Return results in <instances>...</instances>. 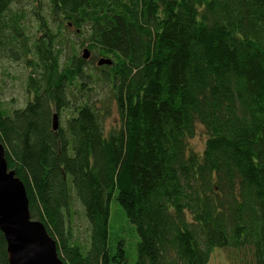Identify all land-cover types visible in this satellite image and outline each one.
I'll return each mask as SVG.
<instances>
[{"label": "trees", "instance_id": "trees-1", "mask_svg": "<svg viewBox=\"0 0 264 264\" xmlns=\"http://www.w3.org/2000/svg\"><path fill=\"white\" fill-rule=\"evenodd\" d=\"M16 1L0 0V58L24 64L31 98L0 105V143L63 264H127L122 241L109 250L113 197L138 235L133 264H209L217 250L264 264V0H46L39 35ZM51 23L72 27L90 61H62ZM99 83L116 110L108 129L109 104L91 100ZM54 113L67 115L56 129Z\"/></svg>", "mask_w": 264, "mask_h": 264}, {"label": "rangeland", "instance_id": "rangeland-1", "mask_svg": "<svg viewBox=\"0 0 264 264\" xmlns=\"http://www.w3.org/2000/svg\"><path fill=\"white\" fill-rule=\"evenodd\" d=\"M13 9H19L24 13V24L33 35H39L38 14L47 12L46 0H17L13 4ZM51 27L58 33L57 46L62 49L63 54L61 60L72 54L81 55L86 43L81 45L82 39L74 33L72 27L59 28L55 23H51ZM59 30V31H58ZM90 61V57L87 59ZM97 58L91 62L86 68L88 71L96 65ZM92 72H95L94 70ZM27 69L22 62L0 58V105L7 112H12L16 108H22L26 101L31 98L26 91L25 80ZM108 87L102 83L96 85L92 91L91 100L98 106L104 107L109 104L110 116L105 120L106 129L116 124V110L114 104L108 99ZM105 99V100H104ZM105 101V102H103ZM103 102V103H102ZM67 115L62 114L58 117V123L64 124ZM116 121V122H115ZM206 140V133L202 125L196 124L194 135L189 138V147L198 153L202 152ZM71 233L75 242L84 244L87 240V222L83 214L80 203L73 200L72 216L69 221ZM123 242V248L126 254V263L133 264L136 259V246L138 235L135 226L128 220L124 209L119 205L118 201L113 197L110 201L109 216V237L108 245L111 252H115L117 243ZM262 251V248L260 249ZM264 257L261 258L263 260ZM209 264H228L223 250L214 252Z\"/></svg>", "mask_w": 264, "mask_h": 264}, {"label": "water", "instance_id": "water-1", "mask_svg": "<svg viewBox=\"0 0 264 264\" xmlns=\"http://www.w3.org/2000/svg\"><path fill=\"white\" fill-rule=\"evenodd\" d=\"M90 52L83 49L82 58ZM111 60L101 57L97 65H109ZM58 116H52V127L58 126ZM0 231L6 241L8 264H63L57 254L56 242L44 224L30 217L28 198L23 182L8 169L4 147L0 143Z\"/></svg>", "mask_w": 264, "mask_h": 264}]
</instances>
